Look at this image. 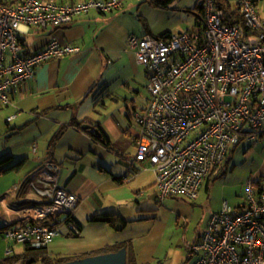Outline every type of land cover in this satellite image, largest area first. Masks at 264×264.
Instances as JSON below:
<instances>
[{"label":"built area","instance_id":"obj_1","mask_svg":"<svg viewBox=\"0 0 264 264\" xmlns=\"http://www.w3.org/2000/svg\"><path fill=\"white\" fill-rule=\"evenodd\" d=\"M121 5L122 0H0V104H9L8 96L32 80L37 66L79 52L50 40L25 55L17 38L21 27L56 28L79 15H104ZM197 6L203 19L191 29L127 39L136 66L146 73L148 92L144 107L132 118L138 130L127 169L136 161L147 162L160 202L197 199L230 148L264 142V22L249 0L238 2L243 22L232 25L223 23L213 0H198ZM58 171L56 164L43 163L31 189L46 202L22 209L17 221L3 222L1 234L9 243L43 250L62 225L79 234L73 221L79 200L58 185ZM185 246L191 264H264V181L248 179L243 207L232 210L224 202L199 238Z\"/></svg>","mask_w":264,"mask_h":264},{"label":"crops","instance_id":"obj_2","mask_svg":"<svg viewBox=\"0 0 264 264\" xmlns=\"http://www.w3.org/2000/svg\"><path fill=\"white\" fill-rule=\"evenodd\" d=\"M39 1L73 4L86 0ZM155 1L122 0L121 7L108 14L91 11L64 26L21 27L17 32L25 55L42 49L50 40L77 47L79 52L37 66L32 80L8 96L9 104H0V136L6 144H0L1 237L4 221H17L22 209L42 203V198L31 189V182L43 163L51 162L59 168L58 185L78 197L73 221L79 226V234H71L62 225L64 230L58 228V236L43 250L42 256L80 260L122 245L126 248V259L135 264H162L156 254L160 245L148 240L150 233L141 235L147 241L141 244L140 250L136 242L131 244L123 238L134 214L142 213L140 220H144L151 212L149 201L158 200L155 174L148 163L136 161L127 169V162L135 156L134 139L138 130L132 118L148 98L146 73L136 66L127 39L130 35L161 37L180 33L177 30L191 29L203 18H199L202 10L197 6L198 0H186L179 4L188 15L186 26L178 28L160 23L157 18L171 10V3L163 5V0ZM226 1L235 11L240 0ZM249 1L264 22V0ZM144 92H147L145 97ZM10 116L14 118L7 121ZM95 126L111 150L85 132ZM55 134L59 137L50 148ZM242 144L246 146L240 147ZM239 147L250 163L247 178L264 181V142H243L229 152L234 154ZM126 177H130L129 182H124ZM206 183L207 179L193 202H201L200 191ZM166 199H172L181 210L175 212L178 216L187 210L186 198ZM221 207L211 208L204 223L193 229L192 242L206 228L208 216L220 212ZM242 207L241 204L232 210ZM8 244L12 243L0 244V264H25L30 258L27 246L9 247ZM189 260L191 264L190 253Z\"/></svg>","mask_w":264,"mask_h":264},{"label":"rangeland","instance_id":"obj_3","mask_svg":"<svg viewBox=\"0 0 264 264\" xmlns=\"http://www.w3.org/2000/svg\"><path fill=\"white\" fill-rule=\"evenodd\" d=\"M184 1L186 0L171 1V6L169 7L171 10L161 14L157 18L159 22H165L166 25L173 24L178 28L182 25L186 26L188 15L179 8V4ZM181 30L182 29H179L177 31L181 32ZM146 93L144 92L143 97L146 96ZM139 105L140 104H135V106ZM0 138H2L0 139V144L1 142L5 144V138L3 139L1 136ZM245 146L246 144H242L240 147ZM240 147L234 154L229 152L227 161L224 162L220 168L215 170L217 173H213L211 179L203 186L200 191L201 202L185 201L187 210H184L183 215L180 214L178 216L176 213H180L181 210L175 207L176 204L173 203L174 201L172 199H164L162 203H159L158 200H150L149 209L151 212L143 217L144 220H140L142 213L134 214L133 218H131L133 221L128 223L124 231V240L131 242V244L136 242L137 248L140 250V246H143L141 244L146 242L147 238L148 240L152 239L154 245H160L159 249L156 250V254L160 257V260L163 261L162 264L166 262H171L172 264H189V253L187 252L185 244L186 242L193 241V229L204 223L203 220H205L211 208L216 205L222 206L224 202H226L231 209H235L241 204H244L245 186L248 180L247 170L250 163L246 162L244 159L242 153L243 148ZM41 200L42 203L46 202L44 199ZM193 208L194 211H192ZM59 228L60 231L64 230L63 226ZM149 233L150 238L141 237V235H148ZM7 242L8 241L4 239L3 236H0L1 245L4 246ZM8 245L9 247H14L16 245H19V247L23 246V244L14 243ZM37 264L43 263L38 262Z\"/></svg>","mask_w":264,"mask_h":264},{"label":"trees","instance_id":"obj_4","mask_svg":"<svg viewBox=\"0 0 264 264\" xmlns=\"http://www.w3.org/2000/svg\"><path fill=\"white\" fill-rule=\"evenodd\" d=\"M171 1H173V0H163L161 2L163 5H165V4H169ZM155 2H157V1H155ZM213 3H214V7L217 10H221L223 12V23L228 24V25H232V24L243 22L242 16L239 14L237 9L235 11L232 10L231 6L227 3L226 0H213ZM155 4H160V3H155ZM199 10H201V8H199ZM199 14H201V15H199L200 16L199 18H203L202 11H200ZM165 35H163V37H165ZM95 127L96 128H91V130H88V131L85 130V132L90 137H92V139L96 143L102 145L104 148H106L108 150H111V146L109 145V142L107 141L105 136L102 134V132L100 130H97V126H95ZM58 137H59V134H55L52 137V140H51L52 145L50 146V148L55 144ZM228 154H229V151H228ZM228 154H227L224 162L227 161ZM131 160H133V159H131ZM213 170L209 174V176L207 177V181L211 179V175L213 173H215V174L217 173V171H215V169H213ZM120 248H122V245L116 246L112 250H104V251L99 252V253L103 254V253H108V252H112V251H117ZM43 250H45V249H43ZM43 250L31 249L27 246L26 251H27L28 255L30 256V258L25 262V264H37L38 262H42L43 264H65L67 262L75 260L72 257H66V258H60V259H51V258L42 256L44 253ZM126 264H135V263L133 260L128 259Z\"/></svg>","mask_w":264,"mask_h":264},{"label":"water","instance_id":"obj_5","mask_svg":"<svg viewBox=\"0 0 264 264\" xmlns=\"http://www.w3.org/2000/svg\"><path fill=\"white\" fill-rule=\"evenodd\" d=\"M126 248L122 247L115 252L98 254L65 264H126Z\"/></svg>","mask_w":264,"mask_h":264}]
</instances>
